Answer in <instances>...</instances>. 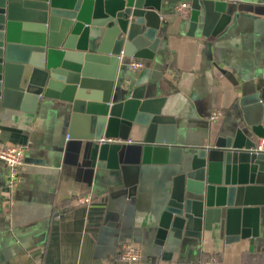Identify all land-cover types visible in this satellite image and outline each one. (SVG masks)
I'll return each mask as SVG.
<instances>
[{"label": "crops", "instance_id": "crops-1", "mask_svg": "<svg viewBox=\"0 0 264 264\" xmlns=\"http://www.w3.org/2000/svg\"><path fill=\"white\" fill-rule=\"evenodd\" d=\"M219 1L235 8L215 34L202 35L187 33L190 0H160L153 58H120L115 69L124 86L137 80L145 97H164L161 113L174 118L175 141L187 148L211 145L222 125L241 118L239 97L264 82V0ZM180 2L188 4L186 15L175 10ZM21 22L16 28H23ZM128 58L142 59L144 66L130 69ZM59 107L56 101L33 112L0 107V145L24 146L10 199L0 160V264H170L209 257L221 264H264L262 205L254 235L225 240L214 223L199 240L155 243L172 165L140 162L144 127L133 125L130 142L117 151L122 171L108 167L98 157L99 142L68 135L69 116ZM213 110L220 113L209 119ZM76 194L94 202L107 197L116 210L98 225L89 206L72 202ZM126 241L140 246L135 262L120 257Z\"/></svg>", "mask_w": 264, "mask_h": 264}, {"label": "water", "instance_id": "water-1", "mask_svg": "<svg viewBox=\"0 0 264 264\" xmlns=\"http://www.w3.org/2000/svg\"><path fill=\"white\" fill-rule=\"evenodd\" d=\"M159 1L0 0V107L33 112L56 101L69 116L68 135L91 141L125 140L133 125L144 127L140 162L168 163L174 171L155 243L199 240L214 223L225 240L254 235L264 206V152L250 148L254 137H264V82L239 97L241 118L222 125L211 145L187 148L175 141L174 118L161 113L163 96L145 97L142 83L124 86L115 77L120 58H153ZM234 8L190 0L187 33L215 34ZM119 148L99 142L98 157L122 171ZM113 202L103 197L90 204L98 225L116 210Z\"/></svg>", "mask_w": 264, "mask_h": 264}, {"label": "built area", "instance_id": "built-area-1", "mask_svg": "<svg viewBox=\"0 0 264 264\" xmlns=\"http://www.w3.org/2000/svg\"><path fill=\"white\" fill-rule=\"evenodd\" d=\"M175 10L180 15H186L188 12V4L185 2H180L176 5ZM127 67L130 69H139L144 66V61L139 58H128ZM219 110H213L209 114V119H214L219 115ZM97 142H130L129 139L120 140L119 138L114 137H104L101 136L97 140ZM253 151L264 152V137H258L255 141V144L252 148ZM23 151L24 146L20 144H7L0 145V160L5 164L6 167V175L4 179V186L8 192V196L10 199V195L12 194L13 188L15 186L18 174V168L22 164L23 161ZM72 202L76 205L78 204H86L90 206L92 203V199L88 194H76L72 197ZM140 254V246L131 242L126 241L122 243L120 250V257L124 258L130 262H135L138 260ZM170 264H221V262L216 258H199L193 262H179V263H170Z\"/></svg>", "mask_w": 264, "mask_h": 264}, {"label": "trees", "instance_id": "trees-1", "mask_svg": "<svg viewBox=\"0 0 264 264\" xmlns=\"http://www.w3.org/2000/svg\"><path fill=\"white\" fill-rule=\"evenodd\" d=\"M209 258H212V257H209Z\"/></svg>", "mask_w": 264, "mask_h": 264}]
</instances>
